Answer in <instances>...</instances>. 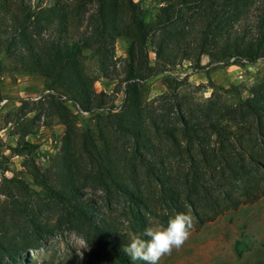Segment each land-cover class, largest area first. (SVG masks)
<instances>
[{
  "label": "trees",
  "instance_id": "1",
  "mask_svg": "<svg viewBox=\"0 0 264 264\" xmlns=\"http://www.w3.org/2000/svg\"><path fill=\"white\" fill-rule=\"evenodd\" d=\"M145 1L0 0V55L12 74L44 80L55 94L44 95L34 110L65 127L50 170L42 171L34 157L39 147L27 139L33 122H16L18 141L10 150L24 159L61 221L82 230L95 254L106 253L115 264H132L123 247L152 228L146 184L166 207L162 225L184 213L191 231L264 197V77L246 97L233 86L236 102L214 90L194 103L182 95L186 78L172 75L185 62L200 72L264 61V0H155L160 8L153 18ZM119 39L129 44L121 73ZM89 58L97 62V77L88 72ZM120 75L124 100L115 112V96L95 85ZM159 76L166 91L156 103L148 85ZM68 102L94 116L95 126L80 129ZM0 197V261L36 264L26 255L51 234L43 213L48 203L18 178H3ZM99 200L127 204V230Z\"/></svg>",
  "mask_w": 264,
  "mask_h": 264
},
{
  "label": "rangeland",
  "instance_id": "2",
  "mask_svg": "<svg viewBox=\"0 0 264 264\" xmlns=\"http://www.w3.org/2000/svg\"><path fill=\"white\" fill-rule=\"evenodd\" d=\"M137 1V0H136ZM145 9L153 18L159 11L160 5L155 0H147L143 3ZM149 17V18H150ZM129 44L126 39H119L116 44V57L119 61L118 72L121 73L123 61L128 56ZM151 63L155 62V54L151 46ZM0 182L3 178H18L25 181L30 189L39 193L43 203H48L44 210L46 225L50 229V235L41 243L39 250H29L27 261H35L36 264H115L106 253L95 254L94 247L85 240V233L65 224L61 218L57 205L46 198V194L36 186L34 179L24 168L22 157L16 156L10 150L18 141L17 121L34 123V131L27 139L38 145L34 153L37 164L42 171L51 169L52 162L60 153L65 127L56 117H47L35 111V102L41 101L38 97L44 96V80L35 75H17L10 72V62L0 55ZM203 65L209 63V59H202ZM88 72L97 77V62L93 58L87 60ZM173 76L184 79L182 95L194 103L206 102L215 90L218 95L224 97L230 103L236 102L237 93L233 86L239 87L242 96L246 97L248 89L264 77V61L252 66L213 64L206 71L196 72L185 62L172 72ZM209 75V78H208ZM115 80L101 78L96 82V90L114 95L113 103L116 111L124 100V85L121 86L122 76ZM163 76L152 79L149 82V100L157 102L165 91ZM215 86V88H211ZM116 91H119L116 93ZM73 114L77 116L80 129L95 126V117L79 112L74 105H69ZM156 188V185L153 184ZM144 190L150 197L151 212L148 216L152 228L162 227L161 216L166 213V207L159 204L155 194L146 184ZM157 191V190H156ZM87 193H92L86 190ZM38 198V197H37ZM4 201V197H0ZM100 206L108 214H113L124 229L128 228L126 214L127 204H108L99 200ZM237 242H241L242 254L236 248ZM264 261V197L255 202L241 205L236 210L225 211L198 229L191 231L189 238L179 248L174 249L170 255L161 258L159 264H258ZM8 264V260L0 261Z\"/></svg>",
  "mask_w": 264,
  "mask_h": 264
},
{
  "label": "clouds",
  "instance_id": "3",
  "mask_svg": "<svg viewBox=\"0 0 264 264\" xmlns=\"http://www.w3.org/2000/svg\"><path fill=\"white\" fill-rule=\"evenodd\" d=\"M192 219L184 213L170 218L166 226L146 228L142 236L134 235L123 247L132 264H159L162 257L179 249L189 238Z\"/></svg>",
  "mask_w": 264,
  "mask_h": 264
},
{
  "label": "built area",
  "instance_id": "4",
  "mask_svg": "<svg viewBox=\"0 0 264 264\" xmlns=\"http://www.w3.org/2000/svg\"><path fill=\"white\" fill-rule=\"evenodd\" d=\"M50 93H53V94H55L54 92H51V91H45V95H47V94H50ZM43 96H40V97H38L39 99H41ZM63 100H66V98L65 97H63ZM68 104L69 105H73L71 102H68ZM78 109V108H77ZM79 110V109H78ZM120 110V108H118L115 112H118ZM79 112H81L80 110H79ZM81 113H83V112H81ZM83 114H87V113H83Z\"/></svg>",
  "mask_w": 264,
  "mask_h": 264
}]
</instances>
